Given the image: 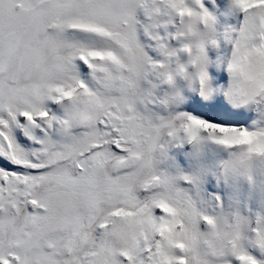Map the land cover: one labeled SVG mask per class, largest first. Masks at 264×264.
Instances as JSON below:
<instances>
[{"label": "snow or ice", "instance_id": "obj_1", "mask_svg": "<svg viewBox=\"0 0 264 264\" xmlns=\"http://www.w3.org/2000/svg\"><path fill=\"white\" fill-rule=\"evenodd\" d=\"M233 3L226 95L264 100V0ZM213 25L202 0H0V264H264V219L205 212L153 163L201 130L264 157V132L144 111L177 75L210 91Z\"/></svg>", "mask_w": 264, "mask_h": 264}, {"label": "rangeland", "instance_id": "obj_2", "mask_svg": "<svg viewBox=\"0 0 264 264\" xmlns=\"http://www.w3.org/2000/svg\"><path fill=\"white\" fill-rule=\"evenodd\" d=\"M202 4L214 18L218 36L217 43L208 44L205 49L210 91L202 92L198 78L177 75L172 85L160 84L154 90V96L146 100L144 111L149 116L179 113L250 131L264 129L261 100L238 103L226 95L230 83L227 60L232 51V31L242 21L243 12L234 6L233 0H202ZM139 16L141 21L145 19L143 12ZM168 31L166 27L161 28L168 45L177 50V60L186 63L188 55L181 42L169 37ZM139 39L150 55L159 57V48L142 29ZM165 96L170 98L166 104L161 102ZM231 150L204 130L196 139L181 132L165 139L163 149L154 159V167L167 174L173 186L205 212L239 215L254 224L264 219V162L247 175L225 176L220 164Z\"/></svg>", "mask_w": 264, "mask_h": 264}, {"label": "clouds", "instance_id": "obj_3", "mask_svg": "<svg viewBox=\"0 0 264 264\" xmlns=\"http://www.w3.org/2000/svg\"><path fill=\"white\" fill-rule=\"evenodd\" d=\"M209 36L207 33H204L200 39H208ZM212 38L218 39L217 32L214 29L212 30ZM230 76V81H231ZM229 86V85H228ZM261 106H264V100H261ZM255 132H264V129L254 130ZM246 150L245 147H233L230 154L221 162L220 169L225 176H232L233 174H249L254 168L261 166L264 162V157L256 153H252L244 159H241V153ZM154 163V162H153ZM158 170V169H157ZM159 171V170H158ZM222 214V213H219ZM224 215V214H222Z\"/></svg>", "mask_w": 264, "mask_h": 264}]
</instances>
